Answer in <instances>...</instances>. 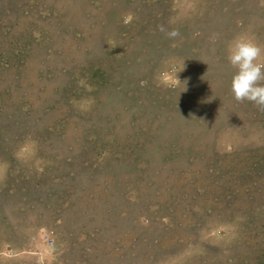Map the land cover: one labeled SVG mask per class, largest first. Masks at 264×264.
<instances>
[{
  "label": "rangeland",
  "instance_id": "374dc122",
  "mask_svg": "<svg viewBox=\"0 0 264 264\" xmlns=\"http://www.w3.org/2000/svg\"><path fill=\"white\" fill-rule=\"evenodd\" d=\"M237 37L264 0H0V264H264Z\"/></svg>",
  "mask_w": 264,
  "mask_h": 264
},
{
  "label": "clouds",
  "instance_id": "9594fccd",
  "mask_svg": "<svg viewBox=\"0 0 264 264\" xmlns=\"http://www.w3.org/2000/svg\"><path fill=\"white\" fill-rule=\"evenodd\" d=\"M161 31H164L161 28ZM169 39L179 35L172 30ZM262 48L252 39L237 37L228 46V61L236 70L231 80V91L237 102L248 101L264 110V63L259 61Z\"/></svg>",
  "mask_w": 264,
  "mask_h": 264
}]
</instances>
